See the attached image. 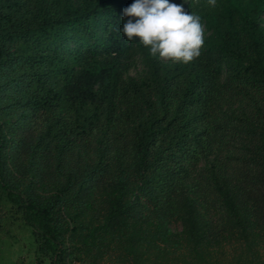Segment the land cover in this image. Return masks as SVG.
Here are the masks:
<instances>
[{"label":"trees","instance_id":"1","mask_svg":"<svg viewBox=\"0 0 264 264\" xmlns=\"http://www.w3.org/2000/svg\"><path fill=\"white\" fill-rule=\"evenodd\" d=\"M132 3L0 0V211L52 264H264V0H171L187 63L123 35Z\"/></svg>","mask_w":264,"mask_h":264},{"label":"clouds","instance_id":"2","mask_svg":"<svg viewBox=\"0 0 264 264\" xmlns=\"http://www.w3.org/2000/svg\"><path fill=\"white\" fill-rule=\"evenodd\" d=\"M208 2L215 6V0ZM123 16L127 18L121 29L123 35L129 41L138 38L139 44L150 46L148 51L152 57L172 63H187L203 54L205 33L201 17L184 10L183 3L133 0L123 9Z\"/></svg>","mask_w":264,"mask_h":264},{"label":"rangeland","instance_id":"3","mask_svg":"<svg viewBox=\"0 0 264 264\" xmlns=\"http://www.w3.org/2000/svg\"><path fill=\"white\" fill-rule=\"evenodd\" d=\"M203 31L205 33L204 27ZM164 61L169 62L166 59ZM141 70L142 65L136 57L129 70V74L137 76ZM210 205L213 208L210 207L209 210L213 214H216L218 209L214 208L215 205L211 200ZM5 210L0 211V219L4 217L3 221H0V264H52L49 256L38 252L37 244L34 241L30 228L19 219L18 215L7 212V210L5 212ZM170 227L174 231L180 229L176 223H171ZM181 253H184L182 248L176 251V255Z\"/></svg>","mask_w":264,"mask_h":264},{"label":"built area","instance_id":"4","mask_svg":"<svg viewBox=\"0 0 264 264\" xmlns=\"http://www.w3.org/2000/svg\"><path fill=\"white\" fill-rule=\"evenodd\" d=\"M66 264H80V263L77 262V261H69V262H67Z\"/></svg>","mask_w":264,"mask_h":264}]
</instances>
